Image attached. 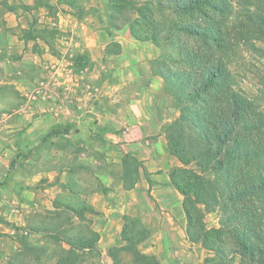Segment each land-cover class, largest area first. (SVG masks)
Returning a JSON list of instances; mask_svg holds the SVG:
<instances>
[{"label": "crops", "instance_id": "1", "mask_svg": "<svg viewBox=\"0 0 264 264\" xmlns=\"http://www.w3.org/2000/svg\"><path fill=\"white\" fill-rule=\"evenodd\" d=\"M159 57L151 41L127 29L105 31L96 15L65 0H0V102L13 87L33 104L37 163L48 165L42 174L56 182L76 163L96 180L89 207L80 210H26L23 194L9 202L0 188V264H64L73 251L91 258L88 264H115L135 258L119 254L130 230L143 232L130 244L159 264H203L204 249L187 238L183 196L171 183L182 163L165 128L180 109L156 67ZM39 80L47 95L31 100L27 92ZM66 123L73 125L68 133L43 140ZM42 255L51 262L40 263Z\"/></svg>", "mask_w": 264, "mask_h": 264}, {"label": "trees", "instance_id": "2", "mask_svg": "<svg viewBox=\"0 0 264 264\" xmlns=\"http://www.w3.org/2000/svg\"><path fill=\"white\" fill-rule=\"evenodd\" d=\"M136 5L135 17L128 13L124 21L133 25L143 19L152 27L148 36L134 29L131 35L159 48L156 67L180 109L165 129L169 149L182 163L171 172V183L183 196L187 238L214 253L206 262L264 264V108L229 68L241 43L264 57V3L254 8L234 6L232 0ZM155 7L165 13L160 29L149 12ZM166 46L172 51L164 54ZM72 127L53 126L43 140ZM208 212L218 214V226L206 227L202 216ZM91 235L89 242L96 238ZM132 252L133 264H155L154 256Z\"/></svg>", "mask_w": 264, "mask_h": 264}, {"label": "rangeland", "instance_id": "3", "mask_svg": "<svg viewBox=\"0 0 264 264\" xmlns=\"http://www.w3.org/2000/svg\"><path fill=\"white\" fill-rule=\"evenodd\" d=\"M65 1L76 12H88L96 15L105 31L127 29L131 34V29H134L138 31V35L141 37L148 36L152 32V27L145 26L146 24L143 19H139L140 21L133 25L130 22L124 21V17L128 13L132 14L131 19L135 17L136 13H134V8L137 6L136 3L141 4L149 0H133L132 2L130 0ZM150 1L154 2L155 0ZM232 2L234 6L240 4L243 6L250 5L251 8H254L258 7L260 2L264 3V0H232ZM149 12L153 14L152 17L157 29H160L161 24H163L162 18L165 19L164 11L155 7L149 9ZM159 32L157 31V35L162 36V31ZM259 44V42H256V45ZM248 48L241 43L240 48L236 51L233 60L229 64V68L236 75V79L243 90L250 97L256 96L264 108V57L255 55ZM170 51L172 49L169 46L162 49L164 54ZM33 88L27 92L29 96L32 95ZM5 94V96L2 95L0 102V170L3 172L0 178V188H6L8 190V193H6L7 200L9 202L14 201L15 194L19 196L23 194V198L20 199L24 201L23 208L26 210L40 206L46 207L47 205L50 207H65L75 210L89 207L87 198L96 190V180L88 173H81L78 165H73L76 163L70 166L71 169L67 168L69 170L65 176L58 175L56 182L54 178L50 180L46 173L45 175L42 174L41 170L48 171V165L45 164L41 169V166L37 163L38 154L41 151L37 152L38 147L34 145V140L37 138V135L32 130L34 121V115L32 114L33 104L30 100H25V97L20 95V91L13 87H8ZM71 107L72 109L80 110L76 103H72ZM56 145L60 146L58 143ZM45 151L44 154L47 155V150L45 149ZM75 153L77 157L79 151L77 150ZM72 155L73 153H71ZM40 156H42V153ZM64 170L65 168L62 171ZM38 176L42 177L39 178ZM32 192L35 193V196L31 195ZM202 221L207 228L216 227L218 226V214L216 212L203 213ZM184 223L186 228L185 217ZM136 225L138 226L135 223L129 224L132 228ZM80 230H84V228L81 226ZM126 238L130 243H134L137 238L143 239V232L125 231L119 243ZM130 243L120 250V255L131 256L133 254L132 249L134 247ZM203 249V264L214 263L212 261L206 262L205 260L208 257L214 256V253L204 247ZM37 257L36 259L40 263H46L51 259L47 256L45 257V255H42L41 258L39 256ZM115 259V264H133L134 262V258ZM61 260L65 261L64 264H88L91 258H86L82 251L81 253H75L73 251L69 258H61ZM154 262L155 264H159L158 258H155Z\"/></svg>", "mask_w": 264, "mask_h": 264}, {"label": "built area", "instance_id": "4", "mask_svg": "<svg viewBox=\"0 0 264 264\" xmlns=\"http://www.w3.org/2000/svg\"><path fill=\"white\" fill-rule=\"evenodd\" d=\"M47 88H46V84L44 83V81L39 80L32 91V95H30V99L33 100L37 97H46L47 95Z\"/></svg>", "mask_w": 264, "mask_h": 264}]
</instances>
